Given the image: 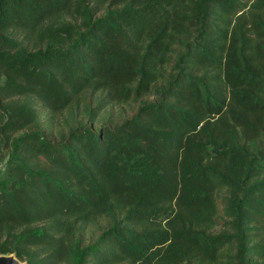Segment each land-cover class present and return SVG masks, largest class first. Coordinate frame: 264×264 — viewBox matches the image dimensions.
I'll list each match as a JSON object with an SVG mask.
<instances>
[{
	"label": "trees",
	"instance_id": "16d2710c",
	"mask_svg": "<svg viewBox=\"0 0 264 264\" xmlns=\"http://www.w3.org/2000/svg\"><path fill=\"white\" fill-rule=\"evenodd\" d=\"M63 17L84 25L68 45L31 50L4 32L60 41ZM0 80V253L264 264V0H0Z\"/></svg>",
	"mask_w": 264,
	"mask_h": 264
},
{
	"label": "rangeland",
	"instance_id": "374dc122",
	"mask_svg": "<svg viewBox=\"0 0 264 264\" xmlns=\"http://www.w3.org/2000/svg\"><path fill=\"white\" fill-rule=\"evenodd\" d=\"M56 29L58 30L57 33L59 35L60 41H56L58 38L49 37L48 34L44 33L42 36H37V34H29L25 33L23 31H13L11 29H5L4 32L9 37L18 40H21L25 45L27 49L36 50L39 46H45L46 44L50 45H68L71 44L74 39L77 37V34L84 30V25L81 22L80 19H72L70 17H63L59 24L56 26ZM70 33V37L69 34ZM3 80H0V83H2ZM21 100H27L31 107L35 110V113L39 120L42 122L43 128H56V123L51 122L49 119V113L47 109L41 104L40 101L34 99V98H28L21 96ZM81 103H94L90 101V98L83 100ZM138 103H132L129 105H119L115 106L113 108H107L105 114L101 117L98 116L96 119V127L98 128L101 125L105 126H111L114 123H120L123 119L130 117L136 110ZM102 114V113H101ZM66 115V114H65ZM63 114V117L65 116ZM101 117V118H100ZM60 117L57 115L55 117V121H60ZM42 128V129H43ZM54 141L57 142L59 140L58 137H53ZM9 154L10 150L7 148L2 141H0V179H3L8 171V165H9ZM219 195H224V191H220L218 193ZM219 221L222 220L221 217L218 218ZM96 230V229H95ZM214 233H217L219 229H215ZM100 231L96 230L94 233L92 231H86L84 233V242L81 245V247H84L86 245L92 244L95 239H97ZM6 238L5 234H0V242L4 241ZM63 264V263H62Z\"/></svg>",
	"mask_w": 264,
	"mask_h": 264
},
{
	"label": "water",
	"instance_id": "95a60500",
	"mask_svg": "<svg viewBox=\"0 0 264 264\" xmlns=\"http://www.w3.org/2000/svg\"><path fill=\"white\" fill-rule=\"evenodd\" d=\"M0 264H27L19 259L15 253H0Z\"/></svg>",
	"mask_w": 264,
	"mask_h": 264
}]
</instances>
